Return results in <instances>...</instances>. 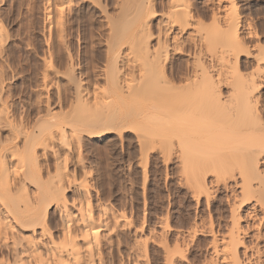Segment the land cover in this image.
Returning a JSON list of instances; mask_svg holds the SVG:
<instances>
[{
    "label": "rangeland",
    "instance_id": "obj_1",
    "mask_svg": "<svg viewBox=\"0 0 264 264\" xmlns=\"http://www.w3.org/2000/svg\"><path fill=\"white\" fill-rule=\"evenodd\" d=\"M227 1L223 0L221 7L226 6ZM134 2L0 0V23L6 37L2 44L0 66L5 71L8 95L11 93L7 98L10 112L15 114L17 120L23 119L34 124L36 111L49 106L52 112L70 115L65 116V119L70 121L71 118V122H75L72 126L79 130H73L70 137L67 134L70 126H67L69 129L63 144L56 142L53 147L49 146L41 157L40 170L44 179H47L53 176L59 164L60 167L64 164L70 180L67 181L69 184H64L69 206L79 207V198L83 200L80 194L85 193L93 211L105 208L124 217L127 222L125 230L113 234L112 243L105 248L107 263L132 264L128 256L134 244L133 232L138 231L141 243L147 250L145 264H165L166 250L175 249L181 251L182 257L174 258L172 264H213L216 258L212 248L219 246L230 228L231 215L236 211L234 214L240 217V225L245 232L243 244L246 252L245 256L240 253L241 260L244 264H264V258L258 260L255 254V251L264 248V238L257 240L256 234L264 233V222H261L262 214L255 205L257 200H264V193L258 191L264 186V164L257 170L261 181L253 182L252 178L246 180L248 184L251 183L252 199L245 194L242 199L240 185L244 177L241 178V173L245 169L243 157L246 155L239 148V142L221 133L225 122L219 110L214 114L205 107L207 117L204 116L203 122L199 124L186 126L187 123H184L189 129L185 133L180 132L175 121L172 122L174 119H170L171 115L164 123V130L150 133L153 123L143 119H128L142 112L143 103L129 106L130 98L124 95L112 99L113 107L106 109L110 113L105 111V114L94 115V109L89 112L87 107H77L74 97L78 88L83 99L88 101L86 104L89 109L92 102H102L105 96H109L106 82L110 81L108 76L114 68L111 51L122 44ZM167 2L155 0L153 9L157 13L166 11ZM216 3V0H189V11L197 25L200 24L199 29L211 30V17ZM234 3L238 16L248 20L252 30L264 38V0H234ZM150 30L155 36L154 24ZM124 46L122 44L125 49ZM182 48L185 51L192 50L186 43ZM185 59L180 56L172 58L173 69L168 74H173L175 80L183 72ZM205 76L199 75L198 80L209 81ZM160 84V87L164 86L163 81ZM111 112L116 118H127L126 131L121 135L110 133L91 138L84 132L103 129L110 124L120 127L119 121H110L108 118ZM180 124L178 126L183 127L184 124ZM218 124L223 125L221 127ZM193 129L196 130L193 132ZM183 159H187L186 167ZM238 172H241L240 175ZM254 172L249 176L254 175ZM253 179H257L256 172ZM198 186H204L205 189L203 187L199 193L196 190L200 189ZM80 187L83 189L81 193ZM50 211L53 216L49 228L54 232L58 226L57 212L54 207Z\"/></svg>",
    "mask_w": 264,
    "mask_h": 264
},
{
    "label": "bare ground",
    "instance_id": "obj_2",
    "mask_svg": "<svg viewBox=\"0 0 264 264\" xmlns=\"http://www.w3.org/2000/svg\"><path fill=\"white\" fill-rule=\"evenodd\" d=\"M216 1L215 11L211 17L212 28L210 31L203 28L205 30L203 31L198 27L200 24L197 25V21L193 20L194 16L192 17L189 11V0H168L167 10L161 13L153 9L155 0H135L134 6L131 5L134 9H131L132 13L129 12L131 18L129 17L127 21L126 34L122 36V44L126 47L124 46V49L122 44L120 46L117 44V48L111 51L114 68L108 76L110 81L106 82L109 96H105L102 102H92L90 109L86 104L88 101L81 95L80 88H76L77 95L74 98L78 109L87 107L89 112L94 109L92 111L94 115L105 114L106 109L113 105L112 99L115 97L124 95L130 98L129 106L141 102L142 112L139 115H131L128 119L129 121L143 119L153 123L150 133L164 130L166 128L164 123L169 119V115L172 117L171 120L174 119L172 122H176L180 132L185 133L189 131L186 127L188 124L203 122L202 118L207 115L204 109L208 107L214 114L219 110L225 122L222 124L221 133L239 142V148H242L246 155L243 157L244 161L242 160L245 169L243 174L242 170L240 172L241 178L244 177L240 190L243 193L242 199L244 194L250 195L252 199L251 183L248 181L250 183L248 184L246 180L252 178L253 182L261 181L260 172L257 170L264 164V38L252 30L248 20L238 16L234 0H228L227 5L222 7L223 0ZM153 24L156 27L155 36L150 30ZM119 26L121 27V24ZM4 36V28L0 23V60L2 44L6 40ZM118 42L119 40L115 43ZM185 43L192 48L190 51L193 54L182 48ZM108 48L110 50L109 46ZM174 56L186 58L185 67L178 80H175L176 77L174 78L170 72L168 74V71L173 69ZM4 72L0 66V264H109L104 256L105 248L112 243V235H116L126 226L124 217L105 208L93 211L89 200L87 201L84 196L85 193H81L83 190L81 187L79 194L83 200L79 198L78 201L81 204L77 208L69 206L64 184L70 180L64 164L63 167L57 165L53 176L47 179H44L40 170L39 163L43 154L56 142H59V145L63 144L69 129L67 126H70L67 134L71 137L70 134L76 130L73 128L74 125L72 126L75 122H71V118L70 121L66 120L65 113L64 115L52 112L49 106L44 105L41 108L38 106L40 111L37 108L34 124L23 119L18 121L8 107L7 98L11 93L8 95L9 88L6 89ZM199 75H206L209 81L204 82L201 79L200 82ZM160 81L164 82L163 87L159 86ZM40 102L41 100L38 105ZM112 112L108 118L110 121H119L120 127L110 124L103 129L84 132L91 138H99L110 133L121 135L126 131L127 118L123 116L116 118ZM59 116L61 120L58 119ZM62 119L66 121L63 122ZM181 122L187 123L186 126L184 124L183 127H179ZM195 130L193 129V132ZM180 132L178 131V134ZM186 160L183 159L185 167ZM254 171L257 179H253ZM252 172L254 175L249 176ZM204 186H198L200 189L196 190L200 193ZM258 191L264 193V186ZM255 205L262 214L263 223L264 200H257ZM52 207L56 209L57 214L53 213L57 215L58 220L54 232L49 228L53 216L50 211ZM234 212L236 211L231 212V225L226 235L219 246L214 244L212 248L216 258L213 264H244L240 253L245 256L246 248L243 244L245 232L241 228L240 217ZM133 233L134 244L128 257L132 264H145L146 247L141 243L140 233L138 231ZM256 234L257 240L264 238V233ZM255 254L258 260L263 259L264 248L262 251H255ZM164 255L165 264H172L174 258L182 257L181 251L176 249L166 250Z\"/></svg>",
    "mask_w": 264,
    "mask_h": 264
}]
</instances>
